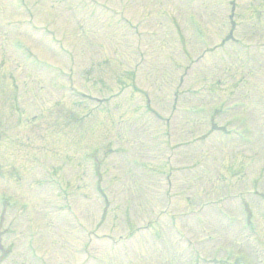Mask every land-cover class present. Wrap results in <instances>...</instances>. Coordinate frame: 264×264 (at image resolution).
I'll return each mask as SVG.
<instances>
[{
  "label": "rangeland",
  "instance_id": "374dc122",
  "mask_svg": "<svg viewBox=\"0 0 264 264\" xmlns=\"http://www.w3.org/2000/svg\"><path fill=\"white\" fill-rule=\"evenodd\" d=\"M28 1L36 29L0 0V191L27 202L0 203V264H264V0ZM69 65L106 109L70 106Z\"/></svg>",
  "mask_w": 264,
  "mask_h": 264
}]
</instances>
